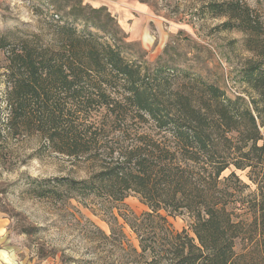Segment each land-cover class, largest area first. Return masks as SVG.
Listing matches in <instances>:
<instances>
[{"label":"trees","instance_id":"1","mask_svg":"<svg viewBox=\"0 0 264 264\" xmlns=\"http://www.w3.org/2000/svg\"><path fill=\"white\" fill-rule=\"evenodd\" d=\"M80 3L70 16L109 33L100 20L115 19L108 8ZM207 7L225 30L249 37L256 58L239 76L256 94L250 102L198 78L175 86L162 67L126 58L118 33L103 41L69 22H51V45L20 39L9 51L8 133L38 135L51 152L88 165L87 178L65 181L82 198L113 208L141 197L149 210L123 215L139 242L128 243L133 264H264L263 22L240 0ZM174 215H187L188 229L175 230ZM118 227L105 237L119 235L121 248Z\"/></svg>","mask_w":264,"mask_h":264},{"label":"rangeland","instance_id":"2","mask_svg":"<svg viewBox=\"0 0 264 264\" xmlns=\"http://www.w3.org/2000/svg\"><path fill=\"white\" fill-rule=\"evenodd\" d=\"M82 1L108 8L115 19L109 22L101 15L100 20L109 33L70 16L71 9L82 7L80 0H0V46H6L0 48V264H133L129 244L139 249V242L123 215L149 210L135 193L113 208L98 205L103 197L78 196L65 181L87 178L88 165L51 152L38 135L14 138L8 133L5 78L9 51L20 39L34 42L39 37L43 45H51V22H69L108 42L118 33L123 43L130 42L124 43L126 58L143 67H162L175 86L198 78L227 98H256L239 76L246 61L256 58L248 50L249 37L225 30L226 19L214 18L207 9L224 0ZM240 1L257 12L264 37V0ZM261 133L264 140V128ZM238 174L249 183L247 172ZM168 221L177 231L190 224L187 215L169 216ZM118 225L126 235L121 248L115 245L119 235L113 241L105 237L112 228L118 234Z\"/></svg>","mask_w":264,"mask_h":264},{"label":"crops","instance_id":"3","mask_svg":"<svg viewBox=\"0 0 264 264\" xmlns=\"http://www.w3.org/2000/svg\"><path fill=\"white\" fill-rule=\"evenodd\" d=\"M2 225H3V224L0 222V229H1V226H2ZM2 259H4L5 261H8V262H9V260H10L5 254H3Z\"/></svg>","mask_w":264,"mask_h":264}]
</instances>
